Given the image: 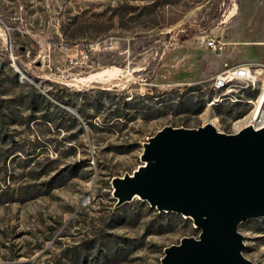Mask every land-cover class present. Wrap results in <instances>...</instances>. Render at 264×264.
<instances>
[{
    "label": "rangeland",
    "instance_id": "obj_1",
    "mask_svg": "<svg viewBox=\"0 0 264 264\" xmlns=\"http://www.w3.org/2000/svg\"><path fill=\"white\" fill-rule=\"evenodd\" d=\"M76 24L78 36L68 39L63 29ZM205 33L226 41L220 52L201 44ZM262 37L264 0H0V106L13 112L34 85L49 97L50 90L69 96L72 104H60L67 115L81 119L67 105H83L94 116L82 126L65 122L54 130L41 121L32 129L12 125L22 156L35 152L44 162L61 151V162L86 166L49 194L0 203V264H160L165 246L197 236L190 218L143 236L158 210L135 197L113 211L111 179L142 162L143 141L164 125L209 121L226 132L245 126L263 85L234 84L240 98L226 95L216 102L225 90L213 89L210 78L223 67L221 53L235 55L233 62L249 60L247 48L263 55L257 43L242 46ZM231 39L241 46H230ZM132 107L134 116L116 118L118 109ZM144 111L152 114L145 117ZM73 134L77 152L66 155L71 144L64 137ZM38 136L44 146L34 149ZM7 164L0 161V192L34 181L21 160ZM259 222L239 230L245 256L264 264V234L254 230ZM128 240L135 244L127 256L115 258L116 251L129 250ZM76 245L89 252L85 262L73 258Z\"/></svg>",
    "mask_w": 264,
    "mask_h": 264
},
{
    "label": "water",
    "instance_id": "obj_2",
    "mask_svg": "<svg viewBox=\"0 0 264 264\" xmlns=\"http://www.w3.org/2000/svg\"><path fill=\"white\" fill-rule=\"evenodd\" d=\"M140 159L112 177L114 208L139 197L199 229L165 246L160 264H260L243 253L239 225L264 217V124L234 132L167 124L143 141Z\"/></svg>",
    "mask_w": 264,
    "mask_h": 264
},
{
    "label": "trees",
    "instance_id": "obj_3",
    "mask_svg": "<svg viewBox=\"0 0 264 264\" xmlns=\"http://www.w3.org/2000/svg\"><path fill=\"white\" fill-rule=\"evenodd\" d=\"M218 15L219 12H216L213 16L217 18ZM63 30L68 39H75L78 36L77 31H79V26L76 24L73 27H68L67 29L64 28ZM18 63H20V61H18ZM18 76L19 73L17 72V81H19ZM48 93L59 103L53 101L51 97L42 92L39 87L30 85L28 92L20 95L19 105H17L15 109H12L13 112H9V109L0 106V161L5 166H7V162L9 161V159L21 160L25 168H27L26 174L30 176L31 179H34V181H21L14 187L8 185L7 187H4L0 192V203H6L13 200L25 202L38 196L49 194L54 188L64 185L72 177L79 175L82 168L86 166L84 165L85 163H82L78 160L72 162L66 161L64 163L61 162V157L65 156L61 151L58 152L57 157H45L44 162L39 158V154H36L35 152H26V155H21V153L24 152L25 149L23 145L20 146L17 132L12 129L13 124H23L27 128L32 129L33 122L41 121L46 124L47 129L54 130V125L57 129H62L65 122L69 124L79 123V125L82 126V123H87L91 118L94 117L93 115H88V109H86L83 105L74 107L81 119L74 115H67V113L63 111L60 104H72L70 97L65 94L57 93L54 90H50L48 91ZM122 99L126 100V95L123 94ZM129 104L133 106L131 102ZM68 106L71 105H67V107ZM133 109H135L134 111L137 110L133 107L132 109H130V111H120L118 109L116 118H121L123 115L134 116L136 112H132ZM197 111H200V108H198ZM144 112L145 113L143 114L145 117H148L152 114L150 113V111ZM74 135L75 134L64 137V141L67 140L71 144L65 151L66 155L75 154L77 152V145L75 144L76 139L73 137ZM41 140V137L38 136V138L35 140V143H33L34 149H38L44 146L41 143ZM10 141H13V143L10 144ZM133 147L134 145H130L128 147H124V149H120L121 152H124L132 150ZM85 162H89V158L85 159ZM36 164L39 165V167H37ZM118 208H114L113 211H116ZM185 218L187 217H183L181 214L175 212L158 211L157 216L153 217L148 222L147 230L145 231L143 236L151 233L171 230L173 226L179 224L182 219L184 220ZM259 220H264V217L249 219L242 222L241 225L249 222H259ZM254 230L256 232L264 234L263 222L260 221ZM127 242L128 244L126 246L129 250L123 249L120 252L116 251L114 253L115 258H120V255L123 258L127 256L128 252L135 244V241L128 240ZM102 250L103 248H100V250L98 251L96 260L100 258V253L102 252ZM89 256V252H86L79 245H76L73 249V258L79 262H85Z\"/></svg>",
    "mask_w": 264,
    "mask_h": 264
},
{
    "label": "built area",
    "instance_id": "obj_4",
    "mask_svg": "<svg viewBox=\"0 0 264 264\" xmlns=\"http://www.w3.org/2000/svg\"><path fill=\"white\" fill-rule=\"evenodd\" d=\"M201 44L213 49L217 52L223 47V40L219 36H213L205 33L201 38ZM219 81H229V89L225 92L218 94L237 95L240 98L241 94L234 91V84H247V83H260L264 84V61H243V62H230L224 61L223 67L210 78V83ZM214 97L211 98L212 105ZM257 99V98H256ZM255 99V100H256ZM253 102V107H254ZM253 109V108H252ZM264 113V103H263ZM255 127H260L264 124V119H257L252 122ZM258 123V124H256Z\"/></svg>",
    "mask_w": 264,
    "mask_h": 264
},
{
    "label": "bare ground",
    "instance_id": "obj_5",
    "mask_svg": "<svg viewBox=\"0 0 264 264\" xmlns=\"http://www.w3.org/2000/svg\"><path fill=\"white\" fill-rule=\"evenodd\" d=\"M255 85L257 83H247V84H239V85ZM263 85V90L262 93L260 95V98L258 99V105H256L257 107L255 108V110L253 111V113L251 114V116H249L248 121L246 122V125L252 122H256L257 119H264V113H263V103H264V84H260ZM213 89L218 90V91H227L229 89V81H219V82H212ZM220 96L215 98L216 102H221L223 101V96L229 95V94H219ZM215 99L212 102V104L215 103ZM258 124V123H256Z\"/></svg>",
    "mask_w": 264,
    "mask_h": 264
},
{
    "label": "crops",
    "instance_id": "obj_6",
    "mask_svg": "<svg viewBox=\"0 0 264 264\" xmlns=\"http://www.w3.org/2000/svg\"><path fill=\"white\" fill-rule=\"evenodd\" d=\"M220 37V36H219ZM222 40H223V38L222 37H220ZM223 42H224V44L226 43V41H224L223 40ZM235 44L236 46H241V45H239V44H241V43H239V42H237V41H235V40H229V44H230V46H232L233 47V45H231V44ZM251 43V45H253V43H257L258 45H260V46H262L263 48H264V37H262V38H259L258 40H255V41H253V42H250V41H244V43H242V46L244 47L246 44H250ZM223 44V45H224ZM203 45V44H202ZM250 45V46H251ZM206 47V46H205ZM249 47V46H248ZM208 48V47H207ZM223 48V47H222ZM247 58L246 59H249V60H247V61H259V60H261L262 58L264 59V51H263V55H261V56H253L254 55V53H253V50H252V48H247ZM225 56V59H223L222 61L224 62V61H230V62H233V60H234V58H235V55H232V53H230V54H223V53H221V55H219L220 57L219 58H221L222 56ZM257 59H259V60H257ZM219 70H216V71H214V73L213 74H215V73H217Z\"/></svg>",
    "mask_w": 264,
    "mask_h": 264
}]
</instances>
